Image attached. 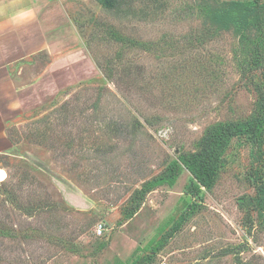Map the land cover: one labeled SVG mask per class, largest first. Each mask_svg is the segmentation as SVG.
<instances>
[{
	"label": "rangeland",
	"instance_id": "rangeland-1",
	"mask_svg": "<svg viewBox=\"0 0 264 264\" xmlns=\"http://www.w3.org/2000/svg\"><path fill=\"white\" fill-rule=\"evenodd\" d=\"M58 1L49 51L13 73L0 264H264L263 148L245 136L199 197L182 167L125 220L209 127L257 109L264 81L235 38L202 28L200 0Z\"/></svg>",
	"mask_w": 264,
	"mask_h": 264
},
{
	"label": "trees",
	"instance_id": "trees-1",
	"mask_svg": "<svg viewBox=\"0 0 264 264\" xmlns=\"http://www.w3.org/2000/svg\"><path fill=\"white\" fill-rule=\"evenodd\" d=\"M105 9L113 10L120 0H97ZM200 25L212 35L231 34L236 40L235 56L239 67L259 72L264 81V0H200L196 4ZM244 61V65H243ZM259 103L254 113L244 121L217 123L209 127L193 153L169 162L160 176L144 183L136 191V202L126 214L131 219L139 210L144 196L160 185L173 186L184 167L191 175L189 194L200 196V189H209L215 183L222 165L221 157L229 141L248 137L253 145L263 148L264 155V83L256 87ZM260 179V178H257ZM259 191L264 195V188ZM264 203V197L259 200ZM192 209L194 206H189ZM131 264H137L131 262Z\"/></svg>",
	"mask_w": 264,
	"mask_h": 264
},
{
	"label": "crops",
	"instance_id": "crops-1",
	"mask_svg": "<svg viewBox=\"0 0 264 264\" xmlns=\"http://www.w3.org/2000/svg\"><path fill=\"white\" fill-rule=\"evenodd\" d=\"M38 5L39 15L23 27H14L9 18L20 10ZM58 0H0V156L12 143L8 136L15 90L13 73L24 61L48 52L51 37L64 26Z\"/></svg>",
	"mask_w": 264,
	"mask_h": 264
},
{
	"label": "clouds",
	"instance_id": "clouds-1",
	"mask_svg": "<svg viewBox=\"0 0 264 264\" xmlns=\"http://www.w3.org/2000/svg\"><path fill=\"white\" fill-rule=\"evenodd\" d=\"M39 15V7L38 5H33L26 7L15 15L9 18V22L14 27H23L32 21H34Z\"/></svg>",
	"mask_w": 264,
	"mask_h": 264
},
{
	"label": "built area",
	"instance_id": "built-area-1",
	"mask_svg": "<svg viewBox=\"0 0 264 264\" xmlns=\"http://www.w3.org/2000/svg\"><path fill=\"white\" fill-rule=\"evenodd\" d=\"M103 231H104V226L102 224H98L95 229L96 235L101 236L103 234Z\"/></svg>",
	"mask_w": 264,
	"mask_h": 264
},
{
	"label": "bare ground",
	"instance_id": "bare-ground-1",
	"mask_svg": "<svg viewBox=\"0 0 264 264\" xmlns=\"http://www.w3.org/2000/svg\"><path fill=\"white\" fill-rule=\"evenodd\" d=\"M6 178V174L3 170H0V181Z\"/></svg>",
	"mask_w": 264,
	"mask_h": 264
}]
</instances>
